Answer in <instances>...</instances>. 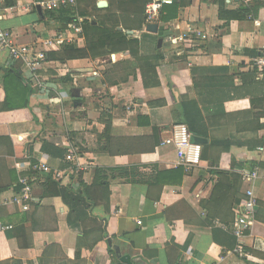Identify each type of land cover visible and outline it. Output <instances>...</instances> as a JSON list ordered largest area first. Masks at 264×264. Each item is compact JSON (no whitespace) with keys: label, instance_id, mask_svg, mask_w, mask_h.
I'll list each match as a JSON object with an SVG mask.
<instances>
[{"label":"crops","instance_id":"obj_1","mask_svg":"<svg viewBox=\"0 0 264 264\" xmlns=\"http://www.w3.org/2000/svg\"><path fill=\"white\" fill-rule=\"evenodd\" d=\"M6 1L0 0V26L17 43L32 44L27 41L35 39L40 47L55 32L57 25L46 11L38 14V0H14L11 6ZM91 1L98 0H84L80 6L88 8ZM106 1L109 5L114 0ZM255 1L230 0L225 6L236 10ZM175 3L177 16L168 22L194 24L207 39L192 53L165 58L170 48L159 29L147 32L145 17L125 15L122 30L148 34L140 41V52H158L162 58L138 62L135 74L122 81L112 64L101 59L100 64L89 59L45 61L37 71L40 88L22 64L0 51V187H5L0 193V226L23 221L15 230L0 228V264H131L135 257L141 264H264V179L253 185L259 209L254 226L242 239L246 255L239 256L230 253L236 239L204 221L202 204L217 180L206 158L188 171L183 167L179 181L180 165L172 147L159 144L154 152L117 155L98 152L107 121L110 137L121 139L122 149L128 138L145 140L155 133L161 141L170 125L182 119V104L192 101L202 114L198 129L208 136L197 135L205 139L203 154L207 150V156L218 155V169L241 176L236 184L241 199L246 189L241 172L250 171L251 163L264 169V78L252 68V59L264 48V7L253 17L226 22L218 18L215 0ZM123 57L128 53L112 59ZM6 70L18 73L15 78L22 87H31L27 107L1 109L6 103ZM12 96L13 104L22 102L14 97L17 94ZM211 139L227 140L231 146L206 149ZM46 143L77 158L53 156ZM31 160L62 171L60 185L65 187H75L80 180L92 183L97 166L122 170L113 173L107 209L79 206L82 220L77 229L68 226L74 217L63 200L40 198L43 191L37 183L31 193L35 205L25 210L30 209L27 214L11 202ZM238 205L233 203L232 216ZM221 212L217 208L209 213L221 216ZM98 226L104 227L105 236L91 246L93 235L84 236L83 231Z\"/></svg>","mask_w":264,"mask_h":264},{"label":"trees","instance_id":"obj_2","mask_svg":"<svg viewBox=\"0 0 264 264\" xmlns=\"http://www.w3.org/2000/svg\"><path fill=\"white\" fill-rule=\"evenodd\" d=\"M82 1L84 0H76L74 6L45 12V16L47 18L54 20L57 25V30L66 29L67 25L76 19V16H82L84 18L82 23L84 34L83 46L78 47L77 45L68 43L62 45L57 50L46 51V61L65 63L70 60L89 59L91 61H98L101 59L107 62L106 58H110L111 60L114 55H123L125 53H128V57H123L117 59L116 61H110V63L112 64L111 68L115 69L117 72L116 77H118V80L122 81L123 78H127L128 76L135 74L138 62L160 60L162 58L161 54H159L158 52H155L153 54H143L140 52V41L143 38L147 37L148 34L139 32L129 33L126 29L117 30V28L120 26L124 27L123 19L125 18V15H142L143 17H145V7L151 0H114L113 2L109 3L108 7L104 9H99L96 7V4H94V11H104V13H102V15H100L99 17L95 16V19L93 17H89V15H87L89 11L86 8L80 6V3H82ZM215 2L218 7V18L225 20L226 22L230 20H242L247 18L248 16L253 17V15H255V13L261 7H264L263 1L256 0L252 4H242L238 9L230 10L226 8L224 0H215ZM5 4L11 6L15 4V2L14 0H7ZM84 4L87 5L88 3L84 2ZM177 7L178 5L177 3H175V0L170 4L162 5L159 14V21L168 22L176 18L178 13ZM27 42L34 43L35 39H30ZM13 71H5L4 86L6 90V103L1 107V109H13L18 107L25 108L28 106L27 93L29 89H31V87L29 85H25L22 87L20 82L18 83L16 81V78H18L19 76L18 73ZM102 72L105 73V71ZM123 75H125V77H123ZM115 84L117 83L115 82ZM8 86L11 88L9 89ZM17 87H19L20 89H17ZM10 91L12 93H10ZM11 94H17V96L14 97L19 98L20 100H22V102L20 104H13L11 102V99H13V96L10 97ZM150 105L152 104L150 103ZM182 108V119H180L178 122L185 123L191 135L208 137L205 132H201L198 129L202 114L196 104L192 101L184 102L182 104ZM192 109L194 112L192 111ZM146 123H148V119H146ZM109 124L110 122L107 121V126L104 130V133L99 136V138H103L104 141L98 148V152H108L114 155L154 152L155 148L160 144L158 134L154 133L152 136L146 138L145 140L143 138H128L126 140V150L122 149L121 147H119L122 145V140L119 138L110 137ZM54 146L55 145L46 143V147H51L52 149L50 150L51 155L58 156L60 158L66 157L67 151L65 149ZM204 146L206 147V149L217 147L219 148V150H228L231 144L227 140L211 139L209 144ZM112 147H116V150L113 151L111 149ZM82 151L83 150H79L77 151V153L81 154ZM207 152L208 151L206 150V152H204L203 154V150L201 149V159L204 157L209 161L210 167L214 168L212 169V172L217 176V180L214 184L209 199L206 201L207 203L204 202L202 204V209L205 212V216L203 218L204 221L208 224H211V220L217 218H219L218 220L223 223H229L233 219L232 212H230V210L232 211L233 203L238 204L242 200L236 194V184L241 181V176L238 173L232 171H223L218 169V155L216 157H212L211 154L207 156ZM30 163L32 166L36 163V161L31 160ZM256 164L257 163H251V165L248 166L249 170H251ZM31 166L28 175L30 177V180H32L33 182L34 176L37 172L34 171ZM182 168L183 167L180 166L178 170L179 181L182 178ZM120 170L122 169L97 166L95 168L92 183L86 184L82 180H80L77 182V185L75 187L61 186L60 181L54 180L51 175L44 176L43 181L36 183L43 191L40 198L47 196H59L63 200V202L69 208V215L74 217V220L68 219V226L78 229V226L82 220L79 213V211H81V207L79 206L82 205L83 208L91 210L97 205H103L107 209L110 194V181L113 178V173ZM168 173H170V171L166 173L159 172L157 173L156 177L163 174L166 175ZM21 188L22 184L17 183L15 186L16 192H20ZM3 190H5V187H0V193ZM33 205L35 204L32 202L30 204V209ZM217 208L222 209L221 216L210 214L212 209ZM28 211H25V214H27ZM22 222L23 221H21L19 225H21ZM19 225H11L6 229L15 230ZM247 232L248 231H246L245 233ZM11 233L15 234V232ZM83 235H93V242L91 244L92 246L93 244H96V242L102 240V238L105 236L104 227L98 226L94 229L91 228L89 231H83ZM139 259V257L133 258L131 264H141V262L138 261Z\"/></svg>","mask_w":264,"mask_h":264},{"label":"built area","instance_id":"obj_3","mask_svg":"<svg viewBox=\"0 0 264 264\" xmlns=\"http://www.w3.org/2000/svg\"><path fill=\"white\" fill-rule=\"evenodd\" d=\"M174 0H151L145 7V23H157L158 29L162 34V40L168 44L170 51L164 54L165 58L169 56L179 57L192 53L200 47L201 41L207 39V34L199 29L198 26L191 23L180 22H161L159 14L162 5L170 4ZM76 0H38L35 2L44 11H52L65 7L74 6ZM225 3H230V0H225ZM2 15L0 13V20ZM83 17L76 16V19L69 23L64 30H57L49 35L42 45L39 47L36 43L20 44L14 39L12 33L0 26V51H6L10 60L19 62L30 73L31 77L36 81L38 87L43 88V84L38 80L37 71L46 61L45 52L49 50H57L62 45L72 43L74 45L82 44L83 36ZM54 22V20H52ZM55 23V22H54ZM163 57V58H164ZM252 68L262 78H264V48L261 49L253 59ZM96 75V72L93 73ZM191 134L185 123H174L170 125L167 134L160 141V145L172 147L175 153V161L178 165L184 167L187 171L197 166L201 162V145L191 141ZM262 139L264 142V130ZM66 158L70 161H75L77 158L73 152H70ZM31 163H29V167ZM31 168L37 173L34 180H30L28 174L19 177L18 183L22 184L18 195L12 199L13 204H19L22 210H27L32 203V188L37 182L43 181V177L51 175V177L60 181L63 172L57 169L50 168L46 163L36 162ZM243 181L246 183L244 198L239 203V208L235 210L233 219L229 223H223L218 219L211 220V226L219 227L223 231L229 233L236 239V245L230 252L239 256H244L242 239L246 231H249L256 221V215L259 209L257 198L253 192V185L257 179H264V169L260 166H254L250 171H242ZM205 216V212H202ZM138 224L141 221H137ZM0 228H7L2 227Z\"/></svg>","mask_w":264,"mask_h":264},{"label":"water","instance_id":"obj_4","mask_svg":"<svg viewBox=\"0 0 264 264\" xmlns=\"http://www.w3.org/2000/svg\"><path fill=\"white\" fill-rule=\"evenodd\" d=\"M96 6L97 8L99 9H104L106 7H108V2L106 0H98L96 2ZM37 11H38V14L42 16V10L39 6L36 7ZM117 30H122L121 27H118ZM145 30L147 32H150V33H157L158 31V24L157 23H148L146 26H145ZM160 44H161V39H158L157 41V47H160ZM106 61L107 62H110V58H106ZM101 60L99 61V64H100ZM191 141L196 143V144H202L205 142V139L201 138V137H198V136H191ZM109 242V241H108Z\"/></svg>","mask_w":264,"mask_h":264},{"label":"rangeland","instance_id":"obj_5","mask_svg":"<svg viewBox=\"0 0 264 264\" xmlns=\"http://www.w3.org/2000/svg\"><path fill=\"white\" fill-rule=\"evenodd\" d=\"M95 4V2L94 1H91V3H90V5L88 6V8H86L88 11H90V12H88V14L87 15H89V17H93L94 19L96 18V17H99L100 15H102V14H99V15H97L96 13L97 12H95L94 11V9L92 8V7H94L93 5ZM91 9V10H90ZM96 16V17H95ZM83 36H84V34H83ZM112 61H113V59H111ZM103 61V60H102ZM95 63H99V61H94ZM105 62V61H104ZM103 62V63H104ZM102 63V62H101Z\"/></svg>","mask_w":264,"mask_h":264}]
</instances>
